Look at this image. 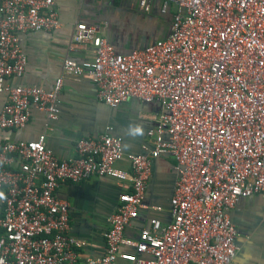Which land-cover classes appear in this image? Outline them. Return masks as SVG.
Wrapping results in <instances>:
<instances>
[{
  "label": "built area",
  "instance_id": "2783aa9c",
  "mask_svg": "<svg viewBox=\"0 0 264 264\" xmlns=\"http://www.w3.org/2000/svg\"><path fill=\"white\" fill-rule=\"evenodd\" d=\"M54 1L0 0V129L24 127L32 107L47 125L56 121L66 77L90 79L109 107L136 97L159 111L140 153H126L109 125L77 139L68 159L54 154L45 133L2 143L0 264H81L88 242L70 234V205L57 189L90 177L117 179L123 191L103 252L85 255L86 264H231L239 232L230 210L264 192V0H138L145 13L157 1L161 14L170 13L165 38L120 53L104 24L77 22L70 48L92 44L91 58L65 57L48 90L10 84L28 64L21 35L60 27ZM161 156L175 162L170 219L149 217L137 238L127 237L149 208L152 161ZM123 158L128 170L116 166Z\"/></svg>",
  "mask_w": 264,
  "mask_h": 264
},
{
  "label": "crops",
  "instance_id": "0c3cea01",
  "mask_svg": "<svg viewBox=\"0 0 264 264\" xmlns=\"http://www.w3.org/2000/svg\"><path fill=\"white\" fill-rule=\"evenodd\" d=\"M160 2L150 13L140 9L138 0H55L60 27L53 31H30L21 35V47L28 64L20 76L9 79L12 85H39L51 89L61 74L62 60L69 56L77 61L92 57L93 45L70 48L71 34L77 22L105 25L107 40L120 53L144 47L168 33L170 13L161 14ZM6 103V93L0 92V111ZM157 102H145L133 97L119 106L109 107L98 100L94 83L87 78L66 77L60 91L59 117L47 125L43 112L31 108L28 123L22 128L0 129V145L5 141L33 140L46 134V144L59 159L75 156V142L80 137H95L106 126L123 140L126 153L142 152L146 131L156 122ZM175 162L168 156L152 161L151 175L145 193L149 208L141 209L125 235L137 238L140 227L149 217L163 221L170 219L169 200L175 180ZM116 166L129 169L126 158ZM126 181V180H125ZM120 181L113 178L89 179L73 183L66 181L57 189V195L69 202L70 234L88 245L81 249V264L85 255L103 252V233L107 218L114 211L118 194L123 191ZM0 194V215L2 203ZM160 206L153 209L150 206ZM236 225L237 253L231 264H264V192L240 198L230 210ZM119 264H129L119 260Z\"/></svg>",
  "mask_w": 264,
  "mask_h": 264
}]
</instances>
